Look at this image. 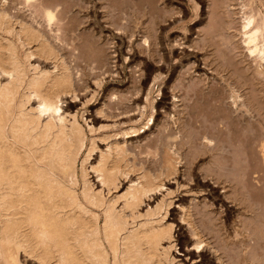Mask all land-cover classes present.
<instances>
[{"label":"bare ground","instance_id":"6f19581e","mask_svg":"<svg viewBox=\"0 0 264 264\" xmlns=\"http://www.w3.org/2000/svg\"><path fill=\"white\" fill-rule=\"evenodd\" d=\"M204 6L209 20L196 31L207 21ZM173 29L180 33L172 38ZM139 36L141 51L132 43ZM185 44L193 51H173ZM147 51L153 62L141 60L145 76L135 87L105 85L107 73L123 71L124 82V60ZM192 58L170 85L168 76ZM201 62L205 85L188 84ZM91 80L86 102L102 88L94 111L126 120L94 128L85 109L80 122L67 101ZM165 87L172 104L160 121ZM154 126L145 143L129 144L128 135ZM178 174L211 193L205 205L179 203L185 247L199 253L184 255L201 264H264V0H0V264H190L174 253L182 238L166 185ZM226 200L234 207L219 227L211 210ZM230 209L239 211L232 221Z\"/></svg>","mask_w":264,"mask_h":264},{"label":"rangeland","instance_id":"374dc122","mask_svg":"<svg viewBox=\"0 0 264 264\" xmlns=\"http://www.w3.org/2000/svg\"><path fill=\"white\" fill-rule=\"evenodd\" d=\"M161 6H162V8H163V10H167L168 8H166L165 9V6L163 5V4H161ZM207 8V6L205 7L204 6V9L201 7L200 9H199V12H202V13H204V16L202 15V17H204V18H202L203 20H207V21H203L201 24H199V26L197 27L196 26V31L198 30V29H200V30H202L203 29V27H205L204 25H206L207 23H208V20H209V14L207 13L208 12V8ZM206 9V10H205ZM204 10V11H203ZM167 11H169V10H167ZM229 13H230V16L231 15H233V16H231L232 17V19H233V21L235 22L234 23V25H237V20L239 21V19H238V17L239 16H237V15H234L233 14V10L232 9H230L229 8ZM206 14V15H205ZM206 16H208V17H206ZM237 16V17H236ZM206 17V18H205ZM198 20H199V18H198ZM198 20H196V21H194L193 23H195V22H197ZM206 22V23H205ZM192 23V24H193ZM191 24V25H192ZM153 26V25H152ZM151 26V27H152ZM89 28V27H88ZM202 28V29H201ZM90 30H92V28H89ZM155 29V26L153 27V31H155L154 30ZM234 29H235V27H234ZM234 29H232L231 31H230V33H231V37L234 35V33H236V31L234 30ZM171 31V30H170ZM233 31H234V33H233ZM117 32H119L120 34H121V32L120 31H117ZM118 33V34H119ZM178 33H180V30L179 29H173V31H171V35H172V38L174 37V35L175 36H177L178 35ZM193 33V34H192ZM188 32L187 33V35L189 36V38L191 39V41H195V42H200L201 40H203L200 36H199V34L196 32ZM233 33V34H232ZM196 34V35H195ZM198 35V36H197ZM196 36H197V38H196ZM97 39H100L99 37H98V34H97ZM108 36H106L105 38H103V43H104V45H106L105 47L108 49L107 51L109 52V51H111V49H109V47L111 48V43H110V37H109V40H107L108 38H107ZM135 37H137V36H135ZM198 37H200V38H198ZM139 38H140V36L138 37V38H135V40H134V38H133V40H129L130 42V44H131V41H135V42H132V43H134L135 44V48H136V50H139V51H141L140 50V48H138L137 46H139L140 44H141V42L140 41H138L139 40ZM194 38V39H193ZM197 40H196V39ZM107 41H106V40ZM138 39V40H137ZM171 39V38H170ZM239 38L237 37V40H238ZM127 40L128 39H126L125 40V42L123 43V45H122V48L125 50V51H127L125 48H127V45H128V42H127ZM200 40V41H199ZM138 41V42H137ZM101 42V41H100ZM107 42H108V44H107ZM102 43V44H103ZM109 43H110V45H109ZM126 43V44H125ZM137 45V46H136ZM178 46H180V45H175V47L173 48L174 50L173 51H175L178 55H181V54H183V52L185 51V49H186V52H192L193 51V49L192 48H190V47H187L186 46V44H185V46H183V45H181V47H178ZM112 47H113V45H112ZM178 50V51H177ZM200 50V49H199ZM196 51V50H195ZM149 51H147L146 53H145V55L143 56L142 54H140V55H142V56H138V59L136 58H134L135 59V61L136 62H138V63H136L134 60H131V58H130V56L128 55L127 57V59H125L124 60V62H126L127 63V65H130V66H128L127 67V69H126V72H127V76H126V79H124V82H122V81H120V82H117L119 79H121L122 78V73H123V71H122V73L119 75L118 73H114V74H112V75H110L109 73H107L106 75H105V77L107 78V80L108 81H106V83H105V85H107L108 87H109V89H112L114 86H116V85H118L117 87H120L121 89H129V87H130V89H132V87H135L134 85H137L136 84V82H138L139 83V79H140V77H143L144 78V73H145V69L144 68H142V66H143V64H140L141 63V60L143 59H149L150 61H152V59L149 57L148 58V56H149V54L147 55V53H148ZM110 53V52H109ZM201 53V54H200ZM200 53H199V55H200V57L198 56V58L199 59H201L202 61H203V59L205 58V56L206 55H204L205 54V51L203 52V51H200ZM138 54H139V52H138ZM239 55H240V53H238ZM204 55V56H203ZM141 57V58H140ZM145 57H147V58H145ZM202 57V58H201ZM207 57V56H206ZM119 59H121V58H119ZM130 59V60H129ZM240 59V58H239ZM109 60H111V58H108V59H105V61L107 62V63H109L108 65L109 66H112L114 63H117L116 65H118V63H120V61H118V58L116 59V62H113V64H111V62L109 61ZM142 60V61H143ZM186 60V59H185ZM193 60H194V58H192V60L191 61H185V63H184V65H182V66H180V67H178V69H177V73L175 72L173 75H172V77H170V76H168V78H167V80L169 79V82H170V85L171 84H173V83H175L176 81H177V76H179L181 73H183V72H185V71H187L186 69H187V67H189L190 66V64L193 62ZM109 61V62H108ZM112 61V60H111ZM140 61V62H139ZM130 62H134V63H130ZM153 62V61H152ZM187 62H189V64L187 63ZM187 63V64H186ZM202 64H203V62H201ZM200 63V68L197 70V71H195L194 72V70L191 72V75L190 74H187L188 76H186V77H188L187 79H186V81H188V84H191V83H198V84H200V85H202V86H204L205 85V81L203 80V78H204V74L203 73H205L203 70L201 71L200 69L201 68H203V67H205L204 66V64L202 65ZM133 64H136V65H133ZM139 64V65H138ZM187 65V66H186ZM136 66H137V68L139 69V70H137V71H139V72H137V71H135V69H137L136 68ZM115 67H118V66H115ZM114 67V68H115ZM134 67V68H133ZM110 68H112V67H110ZM113 68V69H114ZM180 69V70H179ZM115 70H120V68L119 69H117V68H115ZM131 72H130V71ZM142 70V71H141ZM179 70V71H178ZM144 71V72H143ZM183 71V72H182ZM137 72V73H136ZM140 72H142V74H140ZM139 73V74H138ZM166 73L167 72H165L164 73V76L166 75ZM198 73V74H197ZM212 73V74H211ZM136 74L137 75H140L139 77H137L136 76ZM178 74V75H177ZM194 74V75H193ZM202 74V75H201ZM208 74H210V80L211 81H217L216 79H217V77H216V79L214 78L215 76L213 75V72L211 71V70H208ZM115 75V76H114ZM119 75V76H118ZM131 75V78H129V76ZM142 75H144V76H142ZM199 75H200V78H198L199 77ZM111 76V77H110ZM137 77V78H136ZM190 77V78H189ZM191 77H192V79H191ZM194 77V78H193ZM113 78H115L114 80H113ZM171 78V79H170ZM91 79V78H90ZM174 79H176V80H174ZM196 79V80H195ZM214 79V80H213ZM116 80V81H115ZM131 80V81H130ZM171 80H172V83H171ZM198 80V81H197ZM92 81V80H91ZM114 81V82H113ZM134 81V82H133ZM108 82V83H107ZM110 82H113L114 84H111V85H109V83ZM133 82V83H132ZM91 84V87L89 88V89H87V90H85V92L84 91H82L81 92V96L80 97H78V98H76V99H72V98H70L68 101H67V103H64V105H65V107H66V104L67 105H70V108H71V110H72V112L73 113H77V115H78V117H79V120H80V122L82 123V124H84L85 125V123H84V120L82 119V117H81V115H82V113H83V111L85 110V109H87V111L85 112V119L87 118V121L89 122V126H91V127H96V128H101L102 126H105V125H111V124H114V122L115 121H120V120H126V116H120V117H115V118H107V117H105V118H103L101 115H99V114H97L96 113V111H94V110H96V107L99 105V103H100V101H102L101 99H102V96H103V94H104V90L102 89V88H100V89H98V90H100V92H98V94H97V97L95 98V99H93V100H91V101H89V102H86L87 101V99H89L90 98V96H92V93L91 92H93L95 89H96V85L93 83V81L90 83ZM116 84V85H115ZM132 85V86H131ZM95 87V88H94ZM164 87V86H163ZM167 87V86H166ZM164 88V89H167L166 90V92H167V95L165 96V99H164V101H162V103L164 104V106H162L163 104H161L160 106V118H162L163 117V114H161V113H164V112H162V111H164V108L163 107H167L168 106V104L169 105H171L172 103V97H171V95H170V91H169V88ZM93 88V89H92ZM119 88V89H120ZM102 89V90H101ZM107 91V90H106ZM249 91H250V89H248V90H243V92H244V94H247V93H249ZM242 92V93H243ZM161 97H162V95L159 97V99L161 100ZM165 102V103H164ZM167 102V103H166ZM163 108V109H162ZM162 110V111H161ZM95 114H97V115H95ZM162 115V116H161ZM118 118V119H117ZM159 118V119H160ZM161 120H163V118L162 119H160V121ZM102 125V126H101ZM86 127H88L87 125H86ZM155 128H153L152 130H150V132H145V131H141L140 133H138V134H132V135H128L127 137V139H128V141H129V144L130 145H135V144H139V143H145L148 139H149V136H154L155 135V132H157V130H158V126H154ZM89 128V127H88ZM155 129H156V131H155ZM102 131H103V129H101ZM100 130V131H101ZM145 132V133H144ZM148 133H150V134H148ZM153 133V134H152ZM147 135H149V136H147ZM147 138V139H146ZM140 141V142H139ZM139 142V143H138ZM135 143V144H134ZM99 144L101 145V146H103V145H105V143L103 142V141H99ZM94 157H92V159H93ZM204 163H205V161H203ZM207 162V161H206ZM200 163H202V161L200 162ZM199 163V164H200ZM90 176H92V174L90 175ZM181 178H180V177ZM176 177H177V180L176 179H171L170 181H168V184L166 185V186H168L169 188H170V190H172V191H174V194H173V196H174V198H173V200H174V204H173V206H172V212H173V216H170V219H173V217H174V219H176V220H178V221H176V223H175V228H174V233H175V231H176V237L177 236H180L181 238H182V243L181 244H178L177 245V248H178V250H174V253L177 255V257H178V259H182V258H185L187 261H190V264H196V263H198V264H201L200 262H199V260L200 259H195V260H190V256H185L184 254L187 252V251H190V253L192 252V254L191 255H198L199 253H197L194 249H193V247L192 246H189V248L188 247H185V241L187 240V238L190 236L189 234H190V232L188 231L189 229H188V227L186 226V224L184 223V222H181L180 220H179V210H180V208L178 207L179 206V203L180 202H182V201H192L193 203H194V205H200V204H202V205H205V203L207 202V200L209 199V196L211 197V193H209V190H207V191H199V189H196V186H195V184H196V181H191V182H189L188 183V181L187 180H185V179H187L186 178V176H183V175H179L178 174V176L176 175ZM174 178V177H173ZM178 180L181 182L180 183V185L178 186ZM200 180H203V179H201L200 178ZM177 181V182H176ZM184 181H185V183H184ZM125 182H127V181H124V183ZM186 184V185H185ZM214 184V185H213ZM123 184H121V186H122ZM190 185V186H189ZM211 185H213L214 186V190H213V192L215 191L216 192V195H218V196H220V197H223V195H224V191H225V189L224 188H222L220 185H217V184H215L213 181H211ZM122 188V187H121ZM191 188V189H190ZM165 190V189H164ZM185 190V191H184ZM191 190V191H190ZM195 190V191H194ZM196 191H198V193L196 192ZM214 192V193H215ZM200 193V194H199ZM213 194V193H212ZM158 195H161V193H159ZM195 195V196H194ZM206 196H208V197H206ZM205 197V198H204ZM184 199V200H183ZM154 199H151V201H153ZM200 200V201H199ZM204 200L206 201V202H204ZM196 201V202H195ZM231 202H229V200H226V205L224 206V208H221L220 206H221V203H217V204H215L214 206H213V208H212V210H216L215 212L214 211H212L211 210V213H213V214H211V215H214L213 216V218H214V222L216 221L217 223L219 222V219H220V217L219 216H221V215H223V220H220V222H223L224 221V215H226V212H224V211H226V207H228V208H231V209H233V207H234V205L232 204ZM144 206H145V204H144ZM233 206V207H232ZM212 207V206H211ZM216 207V208H215ZM219 207V208H218ZM230 209V211H231V221H232V219L234 218L235 219V217L237 218V215H239V211H237V210H231ZM219 210V211H218ZM221 211V212H220ZM238 212V213H237ZM216 213V214H215ZM237 213V214H236ZM234 214H235V216H234ZM217 215V216H216ZM217 217H219L218 219H217ZM216 218V219H215ZM177 222L179 223V225L177 226L176 224H177ZM215 222V224H217ZM219 222V223H220ZM218 223V226L221 224H219ZM177 226V227H176ZM186 226V227H185ZM219 227H222V224L219 226ZM188 229V230H187ZM219 234H220V237H222L223 239H224V236L223 235H225L226 236V234L225 233H222V232H219ZM195 252H196V254H195ZM204 253H206V255H208L210 258H212V259H214V257H213V254H210L211 252L209 251V250H207V251H203ZM194 253V254H193ZM215 260V259H214Z\"/></svg>","mask_w":264,"mask_h":264}]
</instances>
